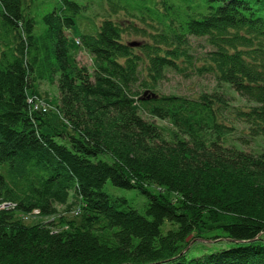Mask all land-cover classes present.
I'll return each mask as SVG.
<instances>
[{
	"label": "trees",
	"instance_id": "obj_1",
	"mask_svg": "<svg viewBox=\"0 0 264 264\" xmlns=\"http://www.w3.org/2000/svg\"><path fill=\"white\" fill-rule=\"evenodd\" d=\"M59 1L38 37L29 0H0V264H264V152L223 138L235 121L249 138L264 137V0H190L197 5L186 10L205 12L183 22L165 14L159 29L141 19L156 32L106 19L80 37L92 56L91 84L70 59L69 32L82 6ZM131 30L143 37L137 46L126 39ZM191 38L205 40L203 56L193 54ZM168 70L212 74L250 107L233 108L227 120L224 94L158 96ZM35 76L58 84L57 110L70 132L32 110ZM155 120L170 121L175 139L166 140ZM108 182L146 194L145 213L106 192ZM73 194L87 217L78 231L16 219L36 211L55 218ZM209 222L232 247L189 257Z\"/></svg>",
	"mask_w": 264,
	"mask_h": 264
},
{
	"label": "rangeland",
	"instance_id": "obj_2",
	"mask_svg": "<svg viewBox=\"0 0 264 264\" xmlns=\"http://www.w3.org/2000/svg\"><path fill=\"white\" fill-rule=\"evenodd\" d=\"M82 6L81 12L75 18V26L70 30L69 46H70V59L73 64H77L81 68L83 75L82 79L86 80L89 84L92 83V69L93 61L92 56L81 46L80 37L84 34H95L98 32L101 23L106 20H116L124 24V26H131L135 23L139 29H147V31L156 32L153 29H148L141 19L147 17V23L155 25L158 29L161 28L158 23L164 17L170 21L183 22L187 20L186 16H195L198 13L205 12L203 8L188 11L185 7L189 4L192 6L197 5V2L186 0H71ZM1 4V3H0ZM60 6L59 0H29L27 12L36 21V34L38 37L45 35L47 26L43 19L44 16L53 12ZM173 6V7H172ZM166 7H169L166 12ZM183 9L180 10L179 8ZM1 10V5H0ZM126 39L129 42H143V37L136 34L133 30L128 32ZM192 52L195 56H203L208 50V46L204 39L191 38ZM45 61H47L45 59ZM49 64V63H48ZM196 71V70H194ZM31 98L36 100L42 105H45L49 112L47 113L51 118L55 127L62 132H70V129L63 124V121L58 114V84L52 83L49 79L41 80L37 76L30 79ZM158 96H176L185 98H198L200 95H216L224 94L230 108L226 111L225 117L227 120L234 119L232 113L233 108L241 107L249 109L250 104L242 99L230 86L219 83L215 76L212 74L198 72H187V74L176 73L172 70L167 71L166 79L161 81L156 90L153 91ZM145 118L150 119L148 115H143ZM229 118V119H228ZM226 119V118H225ZM153 120V119H151ZM155 123L161 129L166 140L175 139L177 134L176 128L170 121L155 120ZM226 123H228L226 121ZM235 131L227 134L224 138L225 144L238 148L240 150L261 154L264 152V137H257L255 139L249 138L248 127L235 121ZM207 139H215V135L207 134ZM106 192L115 197L127 198L132 207L141 213H145L146 204L148 203V196L138 190H124L112 185L108 182L105 187ZM161 189L157 187H149L151 193H158ZM176 201V199H175ZM79 199L75 194L70 198L66 206L59 208V215L55 218H43L40 214H17L16 219L21 221L28 227L52 223V230L54 232L65 233L68 231H78L82 228V223L87 218L86 215L79 214ZM221 225L207 223L205 231L201 235H196L188 247V256L195 257L205 254H210L221 249L232 247L230 241L220 228ZM97 235L102 239L108 240L109 232L102 230V225L96 226ZM169 228H172L171 226ZM264 240V234H262Z\"/></svg>",
	"mask_w": 264,
	"mask_h": 264
},
{
	"label": "built area",
	"instance_id": "obj_3",
	"mask_svg": "<svg viewBox=\"0 0 264 264\" xmlns=\"http://www.w3.org/2000/svg\"><path fill=\"white\" fill-rule=\"evenodd\" d=\"M30 104H31V107H32V110L35 111V112H42L44 114H47L49 112V109L45 106V105H42V103L38 102L36 100V98H30ZM5 208H10V207H13L11 206V204H6L4 205ZM77 212L80 214L81 213V210L80 208L77 210ZM39 214L38 211L32 213V214Z\"/></svg>",
	"mask_w": 264,
	"mask_h": 264
},
{
	"label": "water",
	"instance_id": "obj_4",
	"mask_svg": "<svg viewBox=\"0 0 264 264\" xmlns=\"http://www.w3.org/2000/svg\"><path fill=\"white\" fill-rule=\"evenodd\" d=\"M138 45V43H132V46H137Z\"/></svg>",
	"mask_w": 264,
	"mask_h": 264
}]
</instances>
